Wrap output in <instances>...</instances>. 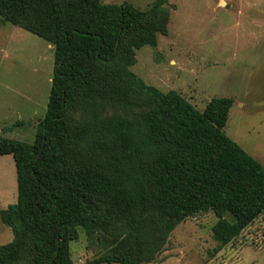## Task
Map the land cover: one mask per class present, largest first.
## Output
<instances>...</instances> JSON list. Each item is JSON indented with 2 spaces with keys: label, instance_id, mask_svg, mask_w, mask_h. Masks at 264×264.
Instances as JSON below:
<instances>
[{
  "label": "trees",
  "instance_id": "1",
  "mask_svg": "<svg viewBox=\"0 0 264 264\" xmlns=\"http://www.w3.org/2000/svg\"><path fill=\"white\" fill-rule=\"evenodd\" d=\"M166 4L0 0L1 22L54 53L33 140L0 135L17 186L0 209L12 232L0 264H73L79 228L110 245L81 264L150 262L178 223L207 211L217 251L264 211V165L223 130L232 98L212 97L200 111L130 69L135 50L167 32Z\"/></svg>",
  "mask_w": 264,
  "mask_h": 264
},
{
  "label": "rangeland",
  "instance_id": "2",
  "mask_svg": "<svg viewBox=\"0 0 264 264\" xmlns=\"http://www.w3.org/2000/svg\"><path fill=\"white\" fill-rule=\"evenodd\" d=\"M124 1L148 9L155 0H101ZM166 5L167 32L157 35L155 46L135 50L131 71L162 91L176 90L200 111L212 97L232 98L223 130L264 165V0H167ZM53 59L50 42L0 21V135L33 140L46 110ZM16 196L12 155L0 154V209ZM215 220L211 211L185 218L157 257L140 264H264V211L217 251L211 235ZM11 239L0 219V244ZM108 240L79 228L68 244L73 264L104 254Z\"/></svg>",
  "mask_w": 264,
  "mask_h": 264
}]
</instances>
